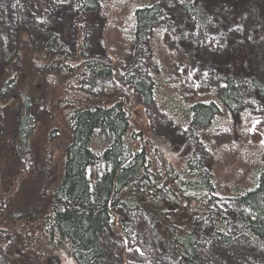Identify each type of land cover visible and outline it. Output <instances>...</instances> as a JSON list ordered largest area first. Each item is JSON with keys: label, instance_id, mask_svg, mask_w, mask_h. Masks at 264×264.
Segmentation results:
<instances>
[{"label": "trees", "instance_id": "trees-1", "mask_svg": "<svg viewBox=\"0 0 264 264\" xmlns=\"http://www.w3.org/2000/svg\"><path fill=\"white\" fill-rule=\"evenodd\" d=\"M64 2L72 3V21L81 31L78 53L62 50L52 30L35 38L20 18L16 47L0 74V264H25L23 257L41 254H60L66 264H106L101 236L118 222L119 208L126 214L143 212L164 254L176 264H201L198 249L207 237L199 229L205 223L211 225V238L227 244L244 240L264 256V168L250 187L232 188L239 204L238 232L233 234L230 219L211 207L217 198L216 178L196 147L184 153L152 126H131L133 109L122 93L123 84L149 107L156 100L157 86L168 80L164 63L150 61L155 74L151 80L143 64L151 31L165 29L164 8L152 1L109 0L113 12L125 13L130 22L122 29L133 46L128 62L127 51L119 53L116 48L114 61L89 55L84 24L99 0ZM235 68L230 67L221 87L198 100L178 95L181 108L168 101L167 116L180 111L190 120L188 145L199 135L193 127L213 126L222 104L231 112L244 108ZM247 73L257 104L264 107V85L253 72ZM111 75L121 82L104 83L97 91L99 80ZM4 105L16 110L9 127ZM42 126L48 133L39 156L33 138Z\"/></svg>", "mask_w": 264, "mask_h": 264}, {"label": "rangeland", "instance_id": "rangeland-1", "mask_svg": "<svg viewBox=\"0 0 264 264\" xmlns=\"http://www.w3.org/2000/svg\"><path fill=\"white\" fill-rule=\"evenodd\" d=\"M64 1L0 0V74L4 73L9 52L16 47L20 18L35 38L45 37L52 30L58 34L62 50L69 51L73 56L78 53L81 31L72 21V3ZM99 1L98 9L84 24L87 25L83 31L89 55L114 61L118 51L112 49L116 48L119 53L126 50V58L130 62L133 46L127 42L122 31L129 28L128 17L125 13H114L109 0ZM143 1L159 3L165 10L162 23L165 29L154 27L145 44L144 69L151 80L155 74L150 61L156 58L165 64L168 80L157 86L156 100L149 107L143 104L140 95L123 84L122 93L133 109L131 126H152L158 135L170 136L177 150L184 153L196 147L207 171L216 178L217 198L211 207L230 219V231L237 234L235 220L239 204L232 188L250 187L252 178L264 168V107L257 104L255 89L247 75V72H253L264 85V0ZM231 66L236 67L235 80L245 99L244 108L231 112L222 104L221 114L213 126L193 127L199 135L193 144L188 145L189 118L180 111L167 116L164 108L168 101L181 108L178 95L198 100L221 87ZM15 69L18 71V68ZM120 79L111 75L99 80L97 91L104 83L121 82ZM52 81L57 85L56 89L61 88L57 79ZM49 96L52 99L54 93ZM2 108L3 115L9 120L6 127H9L15 121L16 110L5 105ZM47 133L48 130L42 126L33 138V148L39 156ZM131 143L134 147L133 141ZM61 156V150L57 151L56 160L59 163ZM9 174L8 171L7 183L12 181ZM115 216L118 222L101 236L107 249L106 264H176L164 254L160 240L143 212L126 214L119 208L115 210ZM211 229L209 223L199 229V234L207 237L198 249L201 264H264V256L254 252L244 240L227 244L218 238H211ZM59 255L41 257V254L34 259H22L25 264H66Z\"/></svg>", "mask_w": 264, "mask_h": 264}]
</instances>
